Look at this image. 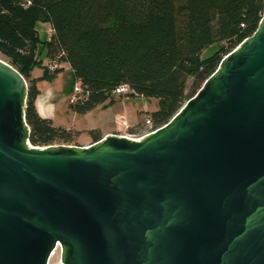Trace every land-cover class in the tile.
Instances as JSON below:
<instances>
[{"label": "water", "instance_id": "1", "mask_svg": "<svg viewBox=\"0 0 264 264\" xmlns=\"http://www.w3.org/2000/svg\"><path fill=\"white\" fill-rule=\"evenodd\" d=\"M0 58V264H264V15L156 132L31 147Z\"/></svg>", "mask_w": 264, "mask_h": 264}, {"label": "trees", "instance_id": "2", "mask_svg": "<svg viewBox=\"0 0 264 264\" xmlns=\"http://www.w3.org/2000/svg\"><path fill=\"white\" fill-rule=\"evenodd\" d=\"M264 15V0H0V56L25 80L24 121L31 147L73 144L78 132L54 127L35 110L37 84L51 83L68 65L84 99L68 105L83 116L114 103V90L157 100L154 128L167 124L216 70L221 59L251 37ZM51 37L41 43L36 23ZM42 45L49 72L38 58ZM217 49L201 59L202 51ZM42 75L31 78L34 68ZM74 82V83H75ZM87 135L100 140L97 131Z\"/></svg>", "mask_w": 264, "mask_h": 264}, {"label": "rangeland", "instance_id": "3", "mask_svg": "<svg viewBox=\"0 0 264 264\" xmlns=\"http://www.w3.org/2000/svg\"><path fill=\"white\" fill-rule=\"evenodd\" d=\"M35 30L37 32L38 39L41 43H45L51 37V29L49 24L47 23H36ZM217 49V45H212L201 52V59H205L209 57L212 53H214ZM1 59H4L0 56ZM38 58L42 62L43 67H47L49 61L45 57V52L42 48V45L38 48ZM5 60V59H4ZM42 68H34L31 73V78H38L42 75ZM56 84L53 86V90L58 92L56 102V107L66 105L68 107V96L71 93L72 87L74 85V78L69 69V67L63 65L62 71L57 75V77L53 80ZM52 83V82H51ZM62 96V101H61ZM114 103L109 104L108 107L113 106L112 116L115 118L117 123H124V121H130V123L139 124L137 127L133 129H128L123 134L132 135L138 134L142 129L144 122L146 119H149V115L158 109V102L152 98H143V97H117L114 96ZM65 102V103H64ZM90 113V112H89ZM101 111L95 110L94 113L89 114V117H92L94 120L98 121L102 116ZM107 115V113H106ZM56 125L62 126V129L72 130L78 132V136L75 138L73 144L64 145V146H72V147H86L87 139L81 136L80 134V116L71 115L67 112V109L63 107L59 114L57 120H55ZM53 146H61V145H53ZM48 264H60V251L56 249L55 252L50 257Z\"/></svg>", "mask_w": 264, "mask_h": 264}, {"label": "crops", "instance_id": "4", "mask_svg": "<svg viewBox=\"0 0 264 264\" xmlns=\"http://www.w3.org/2000/svg\"><path fill=\"white\" fill-rule=\"evenodd\" d=\"M65 66L68 67V65ZM32 79H36V78H32ZM55 84L56 82L53 81L52 83L41 82L37 84V90L39 91V95L35 100L34 106L36 113L40 118L50 120L54 127L62 128V126L55 124V120H57L60 110L63 107L65 108V110L67 108L66 105H62V106L60 105L56 107V102L58 101L57 99L58 92L53 90V86ZM61 101H62V96H61ZM112 107L113 106L108 107L106 104H104L102 106L96 107L90 113L80 116V134L81 136L87 139L86 142L87 146L92 144L90 137L87 135L89 131H97L100 134V139H101L110 135H115V136L123 135V133L125 132L124 124L125 127L130 130L139 125V124L134 125V123H130V121L129 122L124 121V123L123 122L117 123L115 121V118L112 116V112H110V110H112ZM95 110L101 111L103 113L98 121L94 120L92 117H89V114L94 113ZM70 114L73 115L72 113Z\"/></svg>", "mask_w": 264, "mask_h": 264}, {"label": "built area", "instance_id": "5", "mask_svg": "<svg viewBox=\"0 0 264 264\" xmlns=\"http://www.w3.org/2000/svg\"><path fill=\"white\" fill-rule=\"evenodd\" d=\"M48 70L49 72L54 71V67L52 65H48ZM132 94L131 90L129 89V87L122 85L117 87L114 92H113V96H117V97H128ZM84 91L82 90L80 83L79 82H75L71 93L68 96V103L69 105H74L79 103L80 101H82L84 99ZM124 128H125V132L128 130V128L125 127L124 124ZM159 128H154L150 119H146L144 122V125L142 126V129L139 131L138 134H132V135H127V134H123L121 136L118 137H124L128 140H139L142 139L145 136H148L154 132H156ZM55 252V251H54ZM53 252V253H54ZM52 253V254H53ZM52 256V255H51Z\"/></svg>", "mask_w": 264, "mask_h": 264}, {"label": "bare ground", "instance_id": "6", "mask_svg": "<svg viewBox=\"0 0 264 264\" xmlns=\"http://www.w3.org/2000/svg\"><path fill=\"white\" fill-rule=\"evenodd\" d=\"M61 264V263H60Z\"/></svg>", "mask_w": 264, "mask_h": 264}]
</instances>
